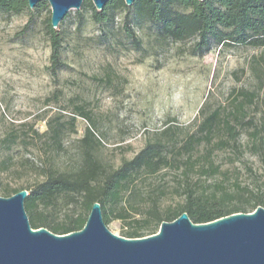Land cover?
Returning a JSON list of instances; mask_svg holds the SVG:
<instances>
[{"label": "rangeland", "instance_id": "374dc122", "mask_svg": "<svg viewBox=\"0 0 264 264\" xmlns=\"http://www.w3.org/2000/svg\"><path fill=\"white\" fill-rule=\"evenodd\" d=\"M41 3L26 32L27 12L0 13L2 187L30 188L49 169L71 171L80 161L79 140L87 128L99 141L93 144L95 157L116 168L167 129L176 139L193 133L201 109L205 115L218 109L232 119L240 103L242 120L235 140L215 132L210 143L192 154V167L180 164L179 170L168 167L154 176L141 175L127 200L132 206L156 200L166 211L182 204L179 194L185 185L208 194L220 189L238 193V187L255 190L264 183V48L214 44L197 57L188 52L191 42L160 41L147 25L135 24L141 41L137 50L121 31L122 14L96 24L82 4L57 27L66 67L53 78L45 29L51 10L46 1ZM77 108L90 121L75 115ZM74 116L72 132L68 124ZM50 120L65 126L59 147L41 136ZM13 133L17 142L6 149L2 140ZM221 139L229 144L220 146ZM139 211L135 219L145 216L146 206ZM81 212L79 204L66 206L59 200L56 218L62 222ZM104 223L119 237L129 230L119 220Z\"/></svg>", "mask_w": 264, "mask_h": 264}, {"label": "trees", "instance_id": "16d2710c", "mask_svg": "<svg viewBox=\"0 0 264 264\" xmlns=\"http://www.w3.org/2000/svg\"><path fill=\"white\" fill-rule=\"evenodd\" d=\"M43 7L39 3L29 9L27 0H0V13L19 15L29 14V21L22 29L28 31L33 22L34 13ZM83 9L91 14L96 24L112 21L122 14L121 31L137 49L141 41L133 26L145 24L160 41L191 42L188 52L192 56H204L214 44L222 46H251L264 48V0H135L128 7L123 0L109 1L103 10L97 11L90 0H84ZM78 18L80 13H76ZM46 34L50 43V65L48 70L53 78L66 67L62 61V37L59 29H53L50 18L45 21ZM204 108L199 111L201 120L193 133L182 138H173L170 129L163 131L160 137L147 142L130 160H124L118 167L104 166L93 153V144H98L94 132L87 128L79 140L81 158L71 171L49 169L43 174V180L30 188L10 189L0 185V193L10 197L21 190L28 195L24 201L32 229H47L56 235H65L80 231L87 220L93 203H99L104 222L119 220L129 230L126 238H141L144 233L155 234L162 222H172L182 213H186L195 224L208 223L222 217L238 213H252L257 207L264 208V183L255 190L238 187L240 192L232 193L225 189L220 191H198L185 185L179 196L182 204L176 209L161 211L158 201L147 205L146 200L130 205L128 197L136 188L138 177L154 176L163 169L180 164L192 167V154L205 143H210L215 132H222L228 140H235L236 125L241 122V103L236 113L229 119L216 109L205 115ZM75 115L90 121L89 114L83 108H77ZM75 116L71 117L69 128L74 131ZM65 126L59 120H50L47 131L41 136H48L54 146L59 147ZM37 134V132H35ZM17 134L8 135L2 140L6 149L16 144ZM228 140L221 139L220 146H227ZM185 158V159H184ZM184 160V161H183ZM182 162V163H181ZM205 172V171H204ZM61 200L62 205L79 204L82 212L58 222L56 209ZM146 206L143 218L139 209ZM137 207V209H136ZM139 208V209H138Z\"/></svg>", "mask_w": 264, "mask_h": 264}, {"label": "water", "instance_id": "95a60500", "mask_svg": "<svg viewBox=\"0 0 264 264\" xmlns=\"http://www.w3.org/2000/svg\"><path fill=\"white\" fill-rule=\"evenodd\" d=\"M46 1L57 29L84 0H27L34 9ZM97 11L111 0H90ZM130 7L135 0H123ZM159 3L161 0H152ZM204 1V0H199ZM21 190L0 196V264H264V208L195 224L186 213L162 222L156 234L124 238L106 227L99 203L91 206L80 231L56 235L31 228Z\"/></svg>", "mask_w": 264, "mask_h": 264}]
</instances>
